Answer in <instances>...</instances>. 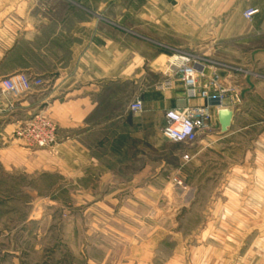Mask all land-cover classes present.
Instances as JSON below:
<instances>
[{"label": "crops", "instance_id": "1", "mask_svg": "<svg viewBox=\"0 0 264 264\" xmlns=\"http://www.w3.org/2000/svg\"><path fill=\"white\" fill-rule=\"evenodd\" d=\"M247 8L256 10L250 21L241 18ZM123 11L138 20L122 23ZM190 47L223 62L222 83L237 88L241 98L229 106L224 132L212 110V130L202 131L182 154H188L192 174L202 177V189L232 193L233 177L248 174L241 163L234 166L247 153L233 151L241 144L233 135L254 125L264 130V0H0V79L24 73L41 81L22 95L0 97L3 169L31 166L38 174L43 169L64 175L81 190L100 193L92 202L97 206L116 203L121 192L129 193L127 202L145 193L151 204L154 182L170 171L162 148L164 111L186 105L177 79L170 89L158 84L167 59ZM134 98L143 105L136 114L128 110ZM34 114L56 126L51 155L10 138L9 129ZM252 115L256 120L245 123ZM212 200L214 207L243 206L229 198ZM159 238L151 233L145 240L150 247ZM143 248L146 262L152 253Z\"/></svg>", "mask_w": 264, "mask_h": 264}, {"label": "rangeland", "instance_id": "2", "mask_svg": "<svg viewBox=\"0 0 264 264\" xmlns=\"http://www.w3.org/2000/svg\"><path fill=\"white\" fill-rule=\"evenodd\" d=\"M241 18L245 20L242 14ZM120 20L138 19L123 11ZM184 52L204 58L217 73L223 68V62L191 47ZM240 98L241 94L239 102ZM256 118L252 115L244 122ZM233 139L241 143L233 151L247 153L234 166L241 163L248 174L234 176L237 186L225 197L218 190L212 193V187L202 189L200 178L191 172V160L184 162L180 156L192 150L197 139L189 145L163 142L170 171L154 182L151 204L145 193L127 202L129 193L121 192L116 203L93 205L100 193L81 190L79 182L64 175L43 169L38 174L31 166L7 170L0 164V264H264V130L254 125ZM156 151L154 145L152 152ZM42 161L47 167L49 161ZM177 168L184 170L182 177L172 171ZM214 198L243 206L214 207ZM151 233L161 238L153 239L149 247L145 238ZM144 244L152 253L146 262Z\"/></svg>", "mask_w": 264, "mask_h": 264}, {"label": "built area", "instance_id": "3", "mask_svg": "<svg viewBox=\"0 0 264 264\" xmlns=\"http://www.w3.org/2000/svg\"><path fill=\"white\" fill-rule=\"evenodd\" d=\"M255 13L254 8H247L242 12V16L245 20H251ZM170 58L164 72L165 79L158 84V88L170 89L173 80L177 79L181 83L186 105L164 111L165 123L161 134L169 142L189 145L202 131L211 129L215 119L212 117V110L217 113L220 109H229V106L236 105L240 91L224 85L212 64L209 66V63L192 54L182 52ZM40 84L39 79L24 73L11 75L0 79V97L22 95L31 87H38ZM193 99H199L203 103L190 105L189 101ZM210 99H217L219 104L209 105ZM142 107L139 98L132 99L128 104V110L133 114L141 112ZM10 137L21 147L46 149L51 152L57 143L55 124L41 114L17 121L10 131ZM181 158L184 162L190 159L187 153L182 154Z\"/></svg>", "mask_w": 264, "mask_h": 264}, {"label": "water", "instance_id": "4", "mask_svg": "<svg viewBox=\"0 0 264 264\" xmlns=\"http://www.w3.org/2000/svg\"><path fill=\"white\" fill-rule=\"evenodd\" d=\"M208 104L212 106V105H218L219 103H218L217 99H210L208 101ZM231 117H232V112L229 109L218 110L217 120H218V123L220 125V129L222 132H224L227 129V127L229 126Z\"/></svg>", "mask_w": 264, "mask_h": 264}, {"label": "bare ground", "instance_id": "5", "mask_svg": "<svg viewBox=\"0 0 264 264\" xmlns=\"http://www.w3.org/2000/svg\"><path fill=\"white\" fill-rule=\"evenodd\" d=\"M170 60H171V58H170ZM170 60H169V61H170Z\"/></svg>", "mask_w": 264, "mask_h": 264}]
</instances>
